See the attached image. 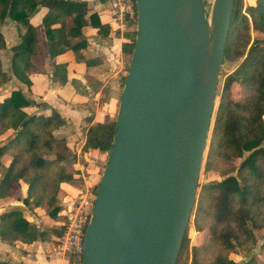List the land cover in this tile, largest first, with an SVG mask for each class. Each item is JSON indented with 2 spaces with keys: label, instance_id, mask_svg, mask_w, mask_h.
<instances>
[{
  "label": "trees",
  "instance_id": "1",
  "mask_svg": "<svg viewBox=\"0 0 264 264\" xmlns=\"http://www.w3.org/2000/svg\"><path fill=\"white\" fill-rule=\"evenodd\" d=\"M40 9L45 11L39 12ZM6 19L21 24L24 31L9 49V59L0 32V87L12 76L29 86L28 77L36 67L34 59L43 50L53 58L67 49L77 51L83 47L84 41L73 42V39L81 35L84 26L93 24L106 31L97 15L81 0H0V28ZM250 24L256 35L264 34V0H250L244 13L235 0L228 37L237 31L244 50L250 42ZM39 25L44 27V44L40 42ZM125 36L130 42L122 51L130 56L135 33L127 32ZM244 50L237 53V57L245 54V58L239 69L228 76L225 89L229 90L233 83L243 84L251 93L244 100H234L229 94L222 98L216 136L220 158L232 164L239 159L241 162L237 175H229L209 186L213 193L211 205L208 209L199 208L197 214L207 219L203 225L198 218L194 221L195 231L205 228L206 232L191 247V264H238L229 254H236L239 247L251 249L256 242L255 231L263 232L260 238L264 247V40L256 36L248 51ZM227 52L228 48L224 56ZM53 67V76L64 75L65 64ZM34 106L35 102L20 88L0 97V240L3 242L31 243L56 233L44 225L37 228L26 212H38L50 220L57 218L62 211L57 194L63 185L76 180L79 173L73 167L75 152L66 140V121L52 109L47 114H31L28 110ZM114 132L115 121L89 126L82 153L109 152ZM18 189L21 196L16 194ZM12 201L21 202L24 209H7L6 205ZM65 225L66 220L62 223L63 230ZM190 225L189 218L187 228ZM186 235L178 258L186 249ZM0 264L10 263L0 261ZM241 264L256 262L249 259Z\"/></svg>",
  "mask_w": 264,
  "mask_h": 264
},
{
  "label": "water",
  "instance_id": "2",
  "mask_svg": "<svg viewBox=\"0 0 264 264\" xmlns=\"http://www.w3.org/2000/svg\"><path fill=\"white\" fill-rule=\"evenodd\" d=\"M234 2L213 0L208 21L202 0H136L134 46L81 264H177Z\"/></svg>",
  "mask_w": 264,
  "mask_h": 264
},
{
  "label": "crops",
  "instance_id": "3",
  "mask_svg": "<svg viewBox=\"0 0 264 264\" xmlns=\"http://www.w3.org/2000/svg\"><path fill=\"white\" fill-rule=\"evenodd\" d=\"M81 1L87 3L90 12L97 15L99 23L106 28V31L89 24L81 29L79 37L73 39V42L84 41V46L77 51L67 49L50 58L47 51L43 50L42 55L34 59L35 69L38 68L40 71L34 69L30 73L28 77L30 85L27 86L12 76L3 86L4 90L0 87V97L7 95L12 89L20 88L36 104V106L29 108L31 114H47L52 109L66 121V140L74 152L79 154V157H82L81 160L84 161V164L79 166L80 172L76 178L82 187L88 188L90 180H93V177L96 180L97 177V174L89 170V166L93 164L92 158L103 160L105 152L98 154L82 153L85 134L88 127L97 122L115 121L127 75L125 58H131V55L129 56L122 51V47L130 42V39L125 36L127 32L115 31L116 26L110 25L109 1ZM44 11V9H40L39 12ZM5 30L10 38H15L10 47L6 45L9 59L11 56L9 49L19 41V34L24 31V27L15 21L6 19L0 28L6 44ZM38 30L40 42L44 44V27L39 25ZM128 33L134 34V32ZM44 64L49 65L47 70L42 67ZM57 64H65V72L61 77L53 76V65ZM80 135L82 137L78 141ZM99 159L97 161L101 163ZM97 161L96 163H99ZM98 182L99 180L96 183ZM78 193L79 190L70 184L61 187L58 195L61 199L59 203L62 206V211L54 220L39 216L38 212L35 214L27 211L28 219L37 228L44 225L56 233L31 243H24L19 240L8 243L0 240V261L10 264H71L67 257L55 253V246L63 233L62 223L66 220L67 209ZM10 207L24 209L19 201H12L6 205L7 209Z\"/></svg>",
  "mask_w": 264,
  "mask_h": 264
},
{
  "label": "rangeland",
  "instance_id": "4",
  "mask_svg": "<svg viewBox=\"0 0 264 264\" xmlns=\"http://www.w3.org/2000/svg\"><path fill=\"white\" fill-rule=\"evenodd\" d=\"M250 0H237L238 6L241 7V11L244 13L245 12V7L246 4ZM203 7H204V12L206 14V18H210L211 15V6L213 3V0H202ZM111 12V9H110ZM210 14V15H209ZM133 31V29H131ZM5 36L7 37V47H10L13 40L15 38H10L6 30L4 31ZM239 33V32H238ZM250 42L247 44V46L244 48L242 47V40L238 38L237 31L232 32L231 37H227V42H226V49L228 48L227 55L224 56L221 64V71L220 75L218 78V83H217V89H216V94H215V101H214V107H213V112L209 124V131H208V138H207V143L205 146V151L203 155V161L202 165L200 168L198 180H197V188L195 192V197H194V204L191 210V215H190V227H188L185 231L187 234V240L188 243L186 245V249L184 252L181 254V256L177 259V264H191V247L194 244H198L200 242V239L204 233L206 232V229H202L201 231H195V226H194V221L198 218L200 224H204L205 220L207 219L206 217H202L200 215H197L199 213V208L202 209H208L211 205L212 202V195L213 193L211 192V189H209V186L211 183H214L216 181H220L223 178L229 176V175H237V167H239V164L241 162V159L236 160L233 164L230 162H226L222 160L219 156V153L216 149V136L218 135V124H217V118H218V112L221 107L222 103V98L226 95L229 94L230 98L234 100L247 98L250 93L251 89L247 85H239L236 83H233L230 87L229 90L225 89L226 81L228 79V76L238 70L239 65L245 58V54L241 57H237V53L240 51L244 50V52L248 51V48L254 38L257 36L260 39L264 40V34L256 35V32L252 30L251 24H250ZM2 62L4 67L6 68L5 65V57L2 55ZM130 58V57H129ZM129 58H125V70L128 73V68H129ZM39 68H46V70L49 68L48 64H44V66ZM36 71H40V69H35ZM122 86V85H121ZM4 90V87L1 88ZM1 90V91H2ZM5 94V93H4ZM88 105V104H87ZM30 112V110H29ZM112 118V116H111ZM82 135L78 137V141H80V138ZM248 153L245 152L244 156H246ZM82 155V154H80ZM108 152H105L103 160H100L99 158H92L93 159V164L89 166V170L93 171L95 174H97L96 180H90V186L88 188L82 187L80 185V182L76 180H73L71 183H69L71 186L77 188L79 190L78 194H84L85 190H89L91 192V195H94V192L97 188V180H100V177L103 173V170L107 164L108 161ZM82 157H79V154L75 153V159L73 162V167L80 172V167L84 164V161L81 160ZM100 160L101 163L97 160ZM99 162V163H96ZM87 164V161H85ZM89 163V162H88ZM88 177V176H87ZM89 177V178H90ZM88 178V179H89ZM64 186V185H63ZM61 190V189H60ZM59 190V192H60ZM22 191L17 190L16 194H20L21 196ZM59 202H61V199L59 198V195L57 194ZM202 224V225H203ZM263 232L261 231H255L256 235V242L252 244L251 249L247 250L244 247H239L237 249V253H231L229 254V258L237 262L238 264H241L245 260H251L255 259L256 264H264V247H262V240L260 238L261 234Z\"/></svg>",
  "mask_w": 264,
  "mask_h": 264
},
{
  "label": "built area",
  "instance_id": "5",
  "mask_svg": "<svg viewBox=\"0 0 264 264\" xmlns=\"http://www.w3.org/2000/svg\"><path fill=\"white\" fill-rule=\"evenodd\" d=\"M109 3L110 25L116 26L115 31L135 33L137 28L136 0H109ZM95 194L96 190L92 196L91 192L86 189L84 194L80 193L75 197L67 209L66 225L55 246V253L67 257L71 264H79L82 261L83 240Z\"/></svg>",
  "mask_w": 264,
  "mask_h": 264
},
{
  "label": "bare ground",
  "instance_id": "6",
  "mask_svg": "<svg viewBox=\"0 0 264 264\" xmlns=\"http://www.w3.org/2000/svg\"><path fill=\"white\" fill-rule=\"evenodd\" d=\"M209 15H210V14H209ZM187 16H188V12H187L186 10H181L180 18H183V19H184V18H187ZM209 19H210V18H208L207 20L209 21ZM199 36H200V37H203V34L200 33ZM182 37H183V36H182ZM196 62H197V60H193V61H192L193 64H196ZM202 81H203V80H200V82H195L194 84H195L198 88H200V86L202 85Z\"/></svg>",
  "mask_w": 264,
  "mask_h": 264
}]
</instances>
